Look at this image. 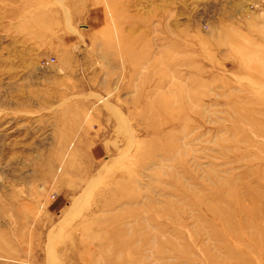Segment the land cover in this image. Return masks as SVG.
Returning a JSON list of instances; mask_svg holds the SVG:
<instances>
[{
  "label": "rangeland",
  "instance_id": "1",
  "mask_svg": "<svg viewBox=\"0 0 264 264\" xmlns=\"http://www.w3.org/2000/svg\"><path fill=\"white\" fill-rule=\"evenodd\" d=\"M0 264H264V0H0Z\"/></svg>",
  "mask_w": 264,
  "mask_h": 264
}]
</instances>
